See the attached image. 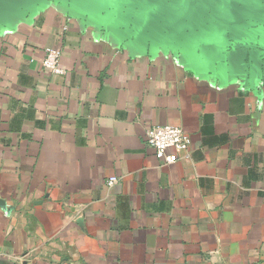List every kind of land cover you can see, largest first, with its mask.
Wrapping results in <instances>:
<instances>
[{
  "label": "crops",
  "instance_id": "crops-1",
  "mask_svg": "<svg viewBox=\"0 0 264 264\" xmlns=\"http://www.w3.org/2000/svg\"><path fill=\"white\" fill-rule=\"evenodd\" d=\"M227 2L0 0V264L264 262V0Z\"/></svg>",
  "mask_w": 264,
  "mask_h": 264
},
{
  "label": "built area",
  "instance_id": "built-area-1",
  "mask_svg": "<svg viewBox=\"0 0 264 264\" xmlns=\"http://www.w3.org/2000/svg\"><path fill=\"white\" fill-rule=\"evenodd\" d=\"M42 53L41 66L44 71L54 75L65 74V70L61 66L60 50L47 47L42 50ZM144 141L146 146L154 150L158 160L165 165H170L179 159L177 153L186 152L190 140L181 128L157 126L145 132ZM116 182L117 178L112 177L109 179L108 184L112 186Z\"/></svg>",
  "mask_w": 264,
  "mask_h": 264
},
{
  "label": "water",
  "instance_id": "water-1",
  "mask_svg": "<svg viewBox=\"0 0 264 264\" xmlns=\"http://www.w3.org/2000/svg\"><path fill=\"white\" fill-rule=\"evenodd\" d=\"M228 2L227 0H216V6L219 10H221L224 14H226L228 17H230L231 19H233L232 14L230 13L229 9H228ZM234 23V22H233ZM236 29H239L237 27V25L234 24L233 26Z\"/></svg>",
  "mask_w": 264,
  "mask_h": 264
}]
</instances>
